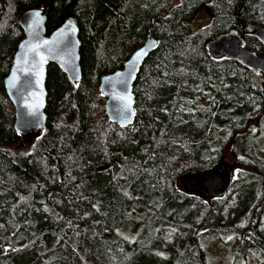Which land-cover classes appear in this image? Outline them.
Returning a JSON list of instances; mask_svg holds the SVG:
<instances>
[{"label":"trees","instance_id":"1","mask_svg":"<svg viewBox=\"0 0 264 264\" xmlns=\"http://www.w3.org/2000/svg\"><path fill=\"white\" fill-rule=\"evenodd\" d=\"M40 9L47 36L76 24L81 80L48 65L45 128L28 140L4 81L24 38L19 19ZM204 9L209 25L192 32ZM255 27L264 0H0V264H208L213 239L236 264H264V81L208 51L235 30L262 56ZM149 35L134 119L119 128L100 81ZM222 158L237 168L226 196L180 189Z\"/></svg>","mask_w":264,"mask_h":264},{"label":"water","instance_id":"2","mask_svg":"<svg viewBox=\"0 0 264 264\" xmlns=\"http://www.w3.org/2000/svg\"><path fill=\"white\" fill-rule=\"evenodd\" d=\"M45 25V9L31 10L20 17L19 26L24 38L4 81L5 91L15 110L14 129L19 136L28 140L37 137L45 128L48 65H57L74 84L81 80L80 43L76 24L68 20L49 36L46 35ZM252 35L264 49V29L255 27ZM244 36V32L235 30L219 36L208 45L210 57L232 61L245 70L260 74L264 81V54L259 57L250 52L245 47ZM155 47L156 41L149 35L123 69L104 76L100 81V92L106 98V117L119 128L130 126L134 119L133 85L145 59ZM233 178L232 167L222 158L211 170L184 175L178 184L186 194L221 198L230 191ZM203 233L204 229L195 230V234Z\"/></svg>","mask_w":264,"mask_h":264},{"label":"rangeland","instance_id":"3","mask_svg":"<svg viewBox=\"0 0 264 264\" xmlns=\"http://www.w3.org/2000/svg\"><path fill=\"white\" fill-rule=\"evenodd\" d=\"M177 2L174 1L173 4ZM210 23V17L208 12L200 11L192 24V32H196L199 29H202L205 26H208ZM228 162V161H227ZM229 163V162H228ZM230 164V163H229ZM234 173L237 171L235 165H231ZM133 228L130 224H125L123 227V233L125 235H131ZM207 258L208 264H236L233 261L232 255L229 249L224 246L218 239H213L207 245Z\"/></svg>","mask_w":264,"mask_h":264},{"label":"snow or ice","instance_id":"4","mask_svg":"<svg viewBox=\"0 0 264 264\" xmlns=\"http://www.w3.org/2000/svg\"><path fill=\"white\" fill-rule=\"evenodd\" d=\"M37 15H38V13H37Z\"/></svg>","mask_w":264,"mask_h":264}]
</instances>
